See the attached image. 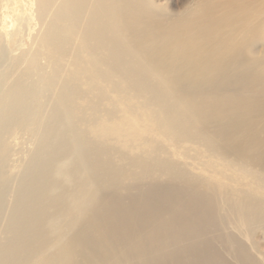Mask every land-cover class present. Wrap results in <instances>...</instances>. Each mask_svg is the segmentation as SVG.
<instances>
[{
	"label": "bare ground",
	"instance_id": "1",
	"mask_svg": "<svg viewBox=\"0 0 264 264\" xmlns=\"http://www.w3.org/2000/svg\"><path fill=\"white\" fill-rule=\"evenodd\" d=\"M165 1H39L53 70L0 101V150L41 132L9 212L0 179V264H264V0Z\"/></svg>",
	"mask_w": 264,
	"mask_h": 264
},
{
	"label": "rangeland",
	"instance_id": "2",
	"mask_svg": "<svg viewBox=\"0 0 264 264\" xmlns=\"http://www.w3.org/2000/svg\"><path fill=\"white\" fill-rule=\"evenodd\" d=\"M39 1L0 0V101L4 93L17 82L25 86L36 84L39 88L43 87L40 79L53 70V64L47 55L49 51L42 42L47 17L43 16L42 11L39 12ZM179 1L175 0V2ZM31 100V106L35 111L39 109V105H47L42 117L46 118L51 106L49 96L32 97ZM24 109L25 107L19 108L14 116L18 113L19 117ZM4 123L5 120L0 119V124ZM4 135V147L0 150V179L7 182V190L10 191H7L8 195H6L7 212H9L20 188V179L26 174L29 163L35 157L41 132L36 133L35 126L26 129L16 125ZM2 221L3 224L6 223L5 216ZM257 238L258 248L261 246L259 249L264 252V234H260ZM262 257L263 255L258 258Z\"/></svg>",
	"mask_w": 264,
	"mask_h": 264
}]
</instances>
